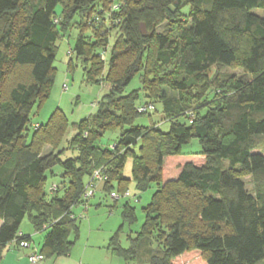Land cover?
Masks as SVG:
<instances>
[{
  "label": "trees",
  "instance_id": "1",
  "mask_svg": "<svg viewBox=\"0 0 264 264\" xmlns=\"http://www.w3.org/2000/svg\"><path fill=\"white\" fill-rule=\"evenodd\" d=\"M104 5L111 25L99 32ZM254 8L264 10V0H0V256L21 240L44 259L67 255L75 242L69 235L78 232L73 207H87L84 192L97 183L107 194L123 191L130 158L141 191L156 188L129 247L119 231L134 223L136 210L122 202L111 253L170 264L196 249L206 264H264V154L256 151L264 136V18ZM72 27L79 32L68 64L80 58L83 77L106 92L69 138L58 109L29 133L30 114L47 95L57 41ZM234 67L241 73L220 71ZM134 77L139 87L126 92ZM156 104L162 118L135 124ZM192 138L203 162L184 163L176 179L160 184L164 158ZM55 166L61 181L47 190ZM25 217L45 232L40 249L20 232ZM152 235L157 247L139 256L137 243Z\"/></svg>",
  "mask_w": 264,
  "mask_h": 264
},
{
  "label": "rangeland",
  "instance_id": "2",
  "mask_svg": "<svg viewBox=\"0 0 264 264\" xmlns=\"http://www.w3.org/2000/svg\"><path fill=\"white\" fill-rule=\"evenodd\" d=\"M113 5V4H112ZM103 10L98 14L96 18L98 20V27L100 28L99 32L103 27H106L107 24L111 25L105 15L108 13L109 6H102ZM60 5H57L56 12H60ZM252 12L258 14L264 18V10L259 8H254ZM104 15V17H103ZM97 21V19H96ZM87 24L89 21L87 20ZM97 27V29H98ZM108 27V26H107ZM79 32L77 27H72L68 33L61 36L57 41V51L55 54L52 70H51V80L48 85L47 95L40 104H36L30 114V118L27 124V131L32 132L33 127L37 124H45L50 115L56 109L60 110L67 119L68 127L64 135L65 138H69L74 132V124L80 121L81 119L89 116L94 113L96 110L95 104L97 100L105 94L106 90L95 82L87 81L83 77L82 73V61L80 58L72 57V65L68 64L69 56L72 55L70 47L73 46L74 40ZM99 36L94 37L98 40ZM88 42L90 40L88 39ZM112 41H110L107 47V55L110 53ZM87 52L94 50L93 47L88 45ZM99 49V48H98ZM100 51V50H99ZM98 51V52H99ZM222 73H235L240 74L241 69L238 67L221 69ZM21 75V73L19 74ZM25 73H22V78H24ZM12 79V80H11ZM6 85H9L13 82L11 78ZM139 87V82L137 77H134L130 84L126 88V92ZM159 105L156 104V110L150 112L149 115L144 114L136 118L135 124L148 126L151 121H157L161 117V114L158 111ZM166 126V125H165ZM164 127V124H163ZM104 141H111L114 134L108 132L104 136ZM257 150L264 154V136H261L257 139ZM51 146L44 144L42 151L48 152ZM200 145L197 138H192L188 143L184 144L181 148V151L178 155L166 156L163 161V165L160 170L159 182L164 183L168 180H174L178 176L180 168L186 162H193L195 164H200L204 160V156L199 153ZM131 159L128 158L123 169L125 177L129 180L124 190L117 193L111 192L109 194L105 193L102 190L101 185L97 183L95 187H89L93 190L92 195L87 198L88 206L86 204H79L83 211V216L78 218V232L77 235L71 233L69 235L70 240H74V245L72 246L69 253L72 254V258L75 259L81 255L83 248L88 246L87 241L90 242H101L103 245H106L107 242L104 239L105 236H108L110 233H114L119 225L121 224V204L125 200H129L131 204L135 207L136 220L133 224L124 225L119 231L120 244L123 247H129L132 243V239L137 237V233L140 231L141 225L144 220V214L142 212V207L149 201L152 192L156 188L155 183H150L149 187L146 190L141 191L140 186H137V182L132 180V172L130 168ZM153 167L152 172H156ZM54 174L47 178L46 189L49 190V185L53 182H60L61 177V168L55 166L53 169ZM98 173V178L100 179ZM247 188H251L252 180L249 175L245 178ZM115 191V189H114ZM116 199L118 203L113 205V201ZM76 212L79 210L74 209ZM20 229L23 233L29 234L32 236L33 240L38 242V235H45V232H35L29 219L25 217L20 225ZM112 231V232H110ZM76 235V236H75ZM111 235V234H110ZM109 239V238H108ZM36 242V243H37ZM158 245L155 237L148 236L147 238L139 240L137 243L136 249H138L139 256L149 248H156ZM24 249V248H21ZM80 258V257H78ZM128 264H137L133 260H130ZM170 264H206L204 255L196 250L190 249L189 251L183 253L182 256L174 257Z\"/></svg>",
  "mask_w": 264,
  "mask_h": 264
},
{
  "label": "crops",
  "instance_id": "3",
  "mask_svg": "<svg viewBox=\"0 0 264 264\" xmlns=\"http://www.w3.org/2000/svg\"><path fill=\"white\" fill-rule=\"evenodd\" d=\"M125 173V172H124ZM79 210L76 212L74 209ZM82 207L80 205H76L73 207L74 215L80 219L83 216ZM22 234H25L21 231ZM36 232V231H35ZM112 232V231H110ZM42 233V232H41ZM112 235V233H110ZM105 236L104 239L107 242L106 245H103V241L101 242H90L87 241L88 246L83 248L80 258H72V254L68 253L67 255H59V256H51L45 257L44 261L40 264H128L129 260H124L123 258L114 255L108 249V241L111 235ZM29 235V234H28ZM31 236V235H30ZM38 238V242L36 243L32 236L31 239L35 243V245L40 249L42 242V235L36 236ZM27 250L18 248L15 241L10 242L5 249L3 250L0 256V264H26L27 263ZM185 254V253H184ZM183 254L179 255L182 256ZM137 264H148V263H137Z\"/></svg>",
  "mask_w": 264,
  "mask_h": 264
},
{
  "label": "built area",
  "instance_id": "4",
  "mask_svg": "<svg viewBox=\"0 0 264 264\" xmlns=\"http://www.w3.org/2000/svg\"><path fill=\"white\" fill-rule=\"evenodd\" d=\"M113 8H117V5H113ZM145 107L139 108V111H144ZM95 176L98 177V173L95 172ZM93 193V190L88 188L84 192V199L89 198ZM19 247L28 250L27 252V263L26 264H40L44 260V256L38 253L35 249H30V243L26 240L19 241Z\"/></svg>",
  "mask_w": 264,
  "mask_h": 264
},
{
  "label": "water",
  "instance_id": "5",
  "mask_svg": "<svg viewBox=\"0 0 264 264\" xmlns=\"http://www.w3.org/2000/svg\"><path fill=\"white\" fill-rule=\"evenodd\" d=\"M123 1H128V0H123Z\"/></svg>",
  "mask_w": 264,
  "mask_h": 264
}]
</instances>
